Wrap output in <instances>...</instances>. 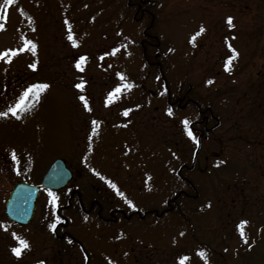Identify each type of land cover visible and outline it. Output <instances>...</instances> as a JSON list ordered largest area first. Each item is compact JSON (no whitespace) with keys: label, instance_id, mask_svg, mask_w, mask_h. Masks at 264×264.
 <instances>
[{"label":"rangeland","instance_id":"374dc122","mask_svg":"<svg viewBox=\"0 0 264 264\" xmlns=\"http://www.w3.org/2000/svg\"><path fill=\"white\" fill-rule=\"evenodd\" d=\"M128 2L0 0V52L17 51L10 63L0 60V112L30 86L48 85L25 98L19 118L0 117V264H85L81 249L49 227L65 188L42 190L27 226L4 212L13 185L39 183L57 158L85 195L103 201L109 184L127 209L152 211L125 222L119 254L109 241L119 227L92 215L79 222L68 210L89 264H179L183 256L185 264H264V0H149L143 16ZM25 40L34 52H19ZM229 45L238 54L230 72ZM178 97L182 106L167 104ZM133 105L142 113L124 115ZM198 106L213 115L199 150ZM21 239L29 247L17 257L11 249Z\"/></svg>","mask_w":264,"mask_h":264},{"label":"flooded vegetation","instance_id":"af4514ba","mask_svg":"<svg viewBox=\"0 0 264 264\" xmlns=\"http://www.w3.org/2000/svg\"><path fill=\"white\" fill-rule=\"evenodd\" d=\"M148 3H149V0H138L137 2H134V4H137L136 9L138 12L143 11V8L145 9ZM188 99L190 98L187 97L186 100L184 101L188 102V104L193 103V102H190L191 100L188 101ZM181 102H182V99H180L179 97L177 98L176 101H172L171 99L167 100V103L169 105L176 104L177 106H180V105L182 106ZM198 108H199V114L202 117L201 122H203V125H204L203 126L204 129L202 130L199 129V136L205 138L206 140L209 133L211 132L208 130H210L209 123H210V119L212 118V116L210 114L208 116V114L206 113L203 114L204 110L201 109L199 106ZM139 109H140L139 105H133V106H128V108H125L124 111L131 113V115H134L136 113H142L139 111ZM134 125L137 129H140L139 125H136V123ZM212 127H214V125ZM181 177L183 178V176ZM74 179H75V174H74L73 180ZM73 180L65 188L69 192V197L67 198V201L59 204V206L55 208V215L57 217V220L54 222L55 228L52 229L53 236L57 239V241L70 242L73 247L75 246L79 247L83 255L85 256L84 263L85 264L90 263V255L88 251L86 250L85 246L83 245L84 243L80 241L81 238L75 233L76 229H74V227H76V225L78 224L77 222L78 219H76L77 217L75 215L73 216V214H71L70 216L69 213H67V211L70 209H76L77 212L81 215V217H79L80 218L79 222H87L85 216L92 215V216H96V219L102 221L105 225H112L114 229L119 227L117 234L113 236L111 235V238H110L111 240L109 241H112L113 245L117 247L116 252H118L119 254L123 253L122 251L120 252L118 249L121 247V243H120V239L122 238L121 236L122 235L124 236L125 234L124 233L125 222L130 221L135 216L140 219L141 218L143 219L144 217H142V214H140L138 211L134 209L133 210L127 209L126 203L121 202L123 197L118 196L120 194L118 195L111 194V188H110L111 186L109 184L104 185L103 187V188H106V191L108 192L109 195H107V198L104 199L105 201L104 200L101 201L98 198H92L91 196L85 195V193L82 192L78 186L73 185L74 183ZM100 182L105 183V181H100ZM88 183L91 185L90 180H88ZM114 198L116 199L117 202H121L122 205H117ZM168 205H169L168 210L173 209L172 202L169 201ZM90 229H93V227L92 228L90 227ZM90 229L88 228L87 230H90ZM121 260H122V257H117L113 259L112 261L110 260V263L112 262V264H119ZM9 262H12V261H9Z\"/></svg>","mask_w":264,"mask_h":264},{"label":"water","instance_id":"95a60500","mask_svg":"<svg viewBox=\"0 0 264 264\" xmlns=\"http://www.w3.org/2000/svg\"><path fill=\"white\" fill-rule=\"evenodd\" d=\"M73 173L66 161L58 158L43 175L41 185L18 181L5 203V214L14 223L29 224L35 215L41 188L62 189L72 180Z\"/></svg>","mask_w":264,"mask_h":264},{"label":"snow or ice","instance_id":"6c2138e0","mask_svg":"<svg viewBox=\"0 0 264 264\" xmlns=\"http://www.w3.org/2000/svg\"><path fill=\"white\" fill-rule=\"evenodd\" d=\"M5 3L6 4H9L11 5L13 3V0H5ZM226 23L229 25V27H233V24H232V17H228L226 19ZM3 28V25H0V29ZM204 31L203 28L200 29V31L196 34V35H199L200 33H202ZM68 40L71 41L73 43V46H76V42L75 40L73 39V36L71 35V33H69L68 35ZM191 42V41H190ZM31 48V50L34 52L35 51V45L32 44L31 41H28V40H25L24 42V47L20 48L19 49V52H23L25 51L27 48ZM229 49L230 51L232 52V57H230L228 59V61L226 62L225 64V71H231V60L233 58H235L236 55H238L234 49L231 48V45H229ZM17 55V51L16 50H10V54H9V51H5V52H0V60H3L5 63H10L11 62V59L12 57L16 56ZM103 57H101L102 59ZM85 60V57H80V60L77 62V65L76 67L80 70H82L81 68V63ZM30 67L32 68H35V64H32L30 65ZM123 79V77L121 78ZM208 83H212V81H208ZM48 87V85L46 84H37V85H32L30 86L28 89L25 90V92L23 93V95L20 97V100L15 104V106H12V107H9L8 110L6 112H0V117H4V116H7L9 115V113L13 116H16L17 118H19V116H17V112L18 111H22L24 110V101H25V98L29 97L30 95H32L33 97L35 98H38V95H39V91L40 90H43V89H46ZM77 88H81L82 85L78 84L76 85ZM123 87L127 88V87H130V85H123ZM121 91V88L120 87H117L115 90H114V93H119ZM113 92H110L109 93V96H108V102L110 103L111 100H112V97L114 95ZM81 100L84 99V97H80ZM87 107V105H86ZM124 115H127V111L124 113ZM169 115H171V110H169ZM93 123L95 124V121H93ZM183 123L185 124V127L187 129V124H188V121L185 120L183 121ZM187 135L189 137H192V132L190 130H187ZM15 158V157H13ZM49 196L51 197H54V193H51L49 192L48 193ZM55 201H53L54 203ZM130 203V202H129ZM247 223L246 221H241V224L238 225V229L242 227L243 224ZM50 228H55V224H52V225H49ZM13 237L15 238V234H13ZM241 237L244 238V234L243 232L241 231ZM18 244L19 246L17 247H13L11 249L13 255L17 256V257H20L21 254H22V251L23 250H27L29 245L26 241L24 240H19L18 241ZM198 256H200L201 258H204L206 256V254L204 252H198L197 253ZM189 259V257L187 256H183L179 259V264H185V261H187ZM40 264H43V262H40Z\"/></svg>","mask_w":264,"mask_h":264},{"label":"trees","instance_id":"16d2710c","mask_svg":"<svg viewBox=\"0 0 264 264\" xmlns=\"http://www.w3.org/2000/svg\"><path fill=\"white\" fill-rule=\"evenodd\" d=\"M132 2H133V1H132ZM145 11H146V10L143 8V11H141V13L144 14ZM151 26H152V25H151ZM149 29H150V27H149ZM149 29H146V34H147L148 37H152V35H151L150 32H149ZM153 37H154V36H153ZM154 38H156V37H154ZM146 43H147V41H143V45H144V46H146V45H145ZM158 43H159V41H157V43H155L154 45L157 46ZM144 53L146 54V52H144Z\"/></svg>","mask_w":264,"mask_h":264}]
</instances>
